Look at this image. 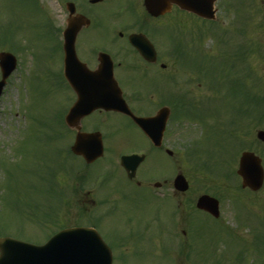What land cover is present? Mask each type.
Segmentation results:
<instances>
[{
  "label": "flooded vegetation",
  "instance_id": "obj_1",
  "mask_svg": "<svg viewBox=\"0 0 264 264\" xmlns=\"http://www.w3.org/2000/svg\"><path fill=\"white\" fill-rule=\"evenodd\" d=\"M41 1L47 8L54 9L48 17L52 23L57 22L56 30L18 35L9 30L5 34L7 46L0 51L11 52L16 57V66L0 98L5 87L14 83L18 75H23L24 84L30 75L41 78L50 87V95H60L62 107L57 113L52 112V118L64 122L70 106L78 99L89 103L94 102L98 93L105 97L112 93L115 97L120 95L133 114L147 119L143 125H136L125 113L96 109L79 117L78 128L64 124L61 128H44L43 132L54 133L61 141L68 135L73 141L78 131H99L102 157L116 166L118 176L113 177L119 178L120 174L124 183L140 197L155 203L159 215L155 219L157 231L152 242H174L179 225L184 243H190L188 208L192 196L190 185L186 191L176 189L175 178L180 171L175 145L177 128L183 118L193 112L204 116V109L209 107L217 110L208 103H219L222 98L223 65L217 66L220 59L217 52L210 54L204 47L208 18L183 8L177 0H154L151 11L145 0ZM236 3L238 21L246 22L248 32L251 30V34L264 40V0H238ZM73 17H77L80 26L74 38V56L65 68L64 30ZM227 69L231 75V70ZM232 71L236 76V68ZM192 83L197 89H207L208 95L203 99L204 96L193 91ZM262 83L252 92L264 101V81ZM112 85L110 93L107 87ZM97 86L99 90L95 89ZM132 153L143 155V160L134 175L128 176L120 165V157ZM76 158L81 160L80 156ZM112 181L106 179L98 181L101 186L95 184V189L104 194L98 203L89 199L92 205L103 209L94 216L97 226L105 228L108 243H134L128 222L109 205L121 196L120 192H114ZM79 184L77 181L76 185ZM95 189L93 187L86 194ZM177 206L182 208L179 213ZM164 208H167L172 228V232L166 234L170 239L163 236L169 227L163 212L160 213Z\"/></svg>",
  "mask_w": 264,
  "mask_h": 264
},
{
  "label": "rangeland",
  "instance_id": "obj_2",
  "mask_svg": "<svg viewBox=\"0 0 264 264\" xmlns=\"http://www.w3.org/2000/svg\"><path fill=\"white\" fill-rule=\"evenodd\" d=\"M228 1L232 7L227 11L222 6L225 4L227 8ZM237 1L218 0L216 2L215 5L219 9L216 12V19L207 22L208 31L211 27L215 28L217 33L221 29H230L236 31L237 36V23L233 25V22H236ZM10 2L11 0H0V22H4V16L15 15L9 11V9L14 11ZM41 2L44 4V1ZM53 10V8H48L47 13L53 12ZM15 13L20 23V28L16 32L31 34L34 30L30 28V23L39 19V17L36 15L26 17L17 7H15ZM3 32H5V29H3ZM251 33L250 30L248 35L251 37L249 40L253 51L249 53V59L246 63L252 66L253 71L258 73L260 77L264 78V40ZM232 37L229 38L228 42L235 43L234 40L237 41L238 37L237 39ZM22 38L24 36H21ZM204 42V47L213 55L215 52L219 53L220 49L227 47L226 45H220L214 35L206 34ZM26 61L27 58L24 59L25 63H27ZM239 63L236 61V82L234 80L231 82V91L236 85V92L244 85L247 86L246 81H243L244 85L238 82L237 68L240 69ZM241 68L246 69L247 67L241 64ZM22 76L18 75L13 80L14 83L7 85L0 101V232L8 233L19 239L42 243L48 235L62 228V226H73L85 222L87 218L83 216H87L89 211L81 209L79 202L84 203L89 196H84L82 190L79 193L78 191L71 192V190L65 189L66 187L64 188L66 194L61 199L59 198V203L56 195L50 197L42 195L43 191L48 189L47 186H53L55 181L52 176L53 171L59 169L56 179L67 186L73 182L74 178L70 174L67 179V174L64 171H76L81 168L82 164L78 158L69 157L68 155L67 159H61L60 162L53 163V147L44 145L42 137L45 133L43 132L44 128L54 126V120L50 114L51 112L57 113L62 107L60 95L57 93L58 95L50 96L52 91L41 78L30 75L28 81H25L24 84ZM192 86L193 91H197L196 93L204 96L203 99L209 93L204 87L197 89L195 83H192ZM236 92L235 96L225 95L219 103H216V101L215 103H208L209 106L217 108V110L208 106L209 108L204 110V116H196L195 112L189 114L200 118V120L184 117L181 125H178L175 145L177 166L183 170L189 180V194L194 202L201 193L216 194V196H213L219 200L220 216L214 221L207 215L194 211L193 202L191 213L193 223L191 239L193 242L184 245L181 243L182 249L178 247V243H173V252H170V256L162 251L163 243L152 242L157 231L155 219L159 215L155 203L152 200L140 197L137 191L132 190L124 183L120 174L119 178L113 177L118 176L115 165L97 164L93 165L90 168L91 170H84L85 176L101 170L102 172L98 173V176L92 182L96 184L98 181L103 182L106 179H111L113 180L112 188L114 192L121 193V196H118V199L110 202L109 205L116 210L118 216L128 222L127 228L130 233L134 234L135 244L131 250H128L130 256L122 252L121 261L115 264H264V253L260 258L257 256V252L247 245L248 241L253 238V232L255 234L258 228V223L255 220L257 218L253 219L254 215L264 216V184L256 192L240 189L238 187L239 177L235 174L234 176L230 173L228 178H224L225 180L216 178L213 174H207L203 170L192 169L191 162L185 156V149L189 145L191 146L194 141L201 142L202 140L212 139V145L219 144L220 146L217 148L221 152L217 150L218 152L215 155L205 158L209 161L212 160V164L215 162L217 166L221 167L220 169L225 167L235 173L238 157L243 150H251L259 155L264 166V142L259 141L255 136L256 129H264V120L249 124H247V120H242L245 127L239 130L238 137L236 136L237 141L242 140L240 148L230 146L227 151L228 141L225 137L221 139V133H228L232 119L236 120L237 105L246 102L247 94ZM247 103L246 111L251 116H256L264 111V103L260 107H255L250 102ZM103 127L100 126V128ZM25 129L30 131L23 135L22 132L26 131ZM204 137L209 139H204ZM70 141V136L66 137L63 145L65 143L69 144ZM49 143H52V141ZM46 157L48 158L46 163H36L37 159L38 162H41ZM220 157H228L229 166L225 162L223 164L217 162ZM37 172L38 175H35ZM99 186L101 185L99 184ZM58 194H60L59 190ZM101 195L104 194L102 192L94 194L93 198L95 199L97 196L99 199ZM57 196L59 197V195ZM27 204L37 205V207H32V212L38 217L41 213L48 211V220L43 223L42 221L46 219L38 218L28 211ZM24 208L28 212L24 213ZM162 212L169 224L168 231L163 235L166 238V234L169 235L172 228L167 208L161 210L160 213ZM247 214H251L253 218L245 220L246 224L240 226L239 216L243 220ZM260 223L263 227L258 231V239L254 238L253 243H264V218L260 219ZM227 228L234 230L235 234L233 232L231 234ZM102 230L104 232L105 228L102 227ZM166 239H170V236ZM240 249H244V251H242L241 259H238L237 262L236 257L239 255L237 252ZM215 258L219 259L220 262L217 263Z\"/></svg>",
  "mask_w": 264,
  "mask_h": 264
},
{
  "label": "water",
  "instance_id": "obj_3",
  "mask_svg": "<svg viewBox=\"0 0 264 264\" xmlns=\"http://www.w3.org/2000/svg\"><path fill=\"white\" fill-rule=\"evenodd\" d=\"M213 0H204L205 15L212 16ZM205 3V4H204ZM201 0H194L193 7H200ZM201 13V9L199 11ZM203 14V13H202ZM70 26L75 30L73 21ZM5 58L3 70L4 76L12 68V61L7 53L1 54ZM2 82H0V89ZM106 108L121 110L123 102L110 100L103 103ZM74 109H72L73 111ZM136 121L140 119L134 117ZM68 120V119H67ZM70 125H74L73 120H68ZM258 137L264 140V131L258 132ZM76 141L72 146L75 153L82 154L86 161H91L101 154V142L99 139L90 138V135L78 133ZM125 159V161H124ZM135 155L122 158L125 168H134L137 164ZM237 173L242 178V187L248 186L257 189L263 181V169L261 160L253 152H243L239 159ZM178 188L184 189L186 183L182 176L176 179ZM197 206L203 208L213 215L218 214L217 201L207 195L200 196ZM111 255L108 247L101 240L97 232L91 228H68L52 236L43 245H32L10 238H0V264H110Z\"/></svg>",
  "mask_w": 264,
  "mask_h": 264
},
{
  "label": "trees",
  "instance_id": "obj_4",
  "mask_svg": "<svg viewBox=\"0 0 264 264\" xmlns=\"http://www.w3.org/2000/svg\"><path fill=\"white\" fill-rule=\"evenodd\" d=\"M262 248V247H261ZM264 252V249L262 248L261 250H259V253L262 254Z\"/></svg>",
  "mask_w": 264,
  "mask_h": 264
}]
</instances>
